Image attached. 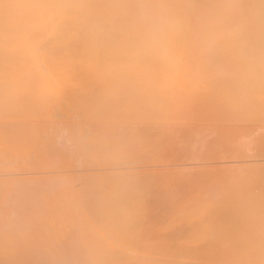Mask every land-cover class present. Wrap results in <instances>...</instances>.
<instances>
[{
	"label": "rangeland",
	"instance_id": "374dc122",
	"mask_svg": "<svg viewBox=\"0 0 264 264\" xmlns=\"http://www.w3.org/2000/svg\"><path fill=\"white\" fill-rule=\"evenodd\" d=\"M222 1L217 9L211 3L206 38L193 34L162 55L147 53L161 59L159 68L81 70L72 81L0 88V127L36 128L29 140L0 136V227L109 226L117 219L105 224L93 191L106 189L101 175L115 172L130 197L128 213L116 210L132 213L123 218L127 223L120 218L125 227L253 225L254 193L264 177L256 180L251 167L238 165L250 163L246 157L256 151V165L264 168V3L245 6L251 16L246 11L242 27L229 28L223 6L231 3ZM245 125L251 132L237 129ZM53 127L62 130L47 136L45 129ZM215 129H225L223 140ZM217 165L227 166L211 168ZM2 246L14 247L8 240Z\"/></svg>",
	"mask_w": 264,
	"mask_h": 264
},
{
	"label": "bare ground",
	"instance_id": "6f19581e",
	"mask_svg": "<svg viewBox=\"0 0 264 264\" xmlns=\"http://www.w3.org/2000/svg\"><path fill=\"white\" fill-rule=\"evenodd\" d=\"M211 1L0 0V88L53 85L60 81H72L77 77V71L81 70H114L143 66L159 68L161 59L160 62L153 61L147 56L148 52L152 51L159 56V53L162 55V52L173 46L178 38L193 34L206 38L209 35L211 26L209 14L212 12L210 7L216 3L214 9H217V3L219 4L222 0ZM227 1L231 3L227 6L228 9L225 10L223 4L222 6L225 11L223 18L229 16L230 19L228 27L238 25L242 27L240 26L241 17L247 11L245 6H251L253 3L252 7H255L256 0ZM260 1V5H263L264 0ZM249 12L246 16H251ZM252 13L256 14L255 10H252ZM259 13L257 11V14ZM244 21L243 25L248 23ZM254 22L256 23L255 19ZM248 24L244 27H252ZM255 28L254 26V30H257ZM236 29L241 33L238 27ZM220 31H223L222 28ZM230 31L236 30L233 28ZM242 36L245 35L242 34ZM218 37H220L219 34ZM222 38L224 37H220ZM230 50L228 49L229 53ZM243 71L247 74L245 70ZM3 93L4 90L0 89V96ZM253 104L249 109L256 108ZM257 110L254 109L253 115L260 114L261 110ZM249 117H253V121L255 116H248L251 121ZM251 127L252 125H245L242 129H237L250 131ZM29 128H21V125L19 128L0 127V136L29 140L36 129ZM61 130L62 128L55 127L45 129L47 136L52 134L57 136L56 134H59ZM97 130L92 129L91 132ZM103 132L108 138L110 132L107 130ZM35 133L37 135V132ZM214 133L217 139L223 140L225 129H215ZM216 138L213 140L215 146L218 142ZM104 151L109 153L110 149L107 147ZM260 154L255 151L247 156L246 160L250 163L239 164L238 170L244 171L240 165L249 166L251 167L249 170L253 172L252 177L256 180L263 178L264 168H258L255 160ZM102 155L105 156V154ZM226 166L217 165L211 168L223 170ZM116 175L122 176L118 172L101 175L99 182L104 185L103 188L106 186L108 189L105 187L106 189L98 191L100 187L94 188L93 205L94 208L97 207L95 208L98 211H96L97 214L106 216L104 219L107 220L101 218L104 222H111L110 219L115 218L117 220L114 219V221L120 223L113 222L109 226L105 225L106 227L99 225L94 227L83 225L82 227H0L1 248L7 240L14 245L10 250L0 249V252L4 254L0 258V264H264V187L258 185L260 188H256L258 191L254 193L251 227H128L129 225L125 227L124 225L127 224H124L122 220L133 217V215L130 216L132 213L125 216V212L122 214L119 212L118 215L122 216H118L116 210L125 211L126 209L128 213L130 197L128 189L123 188L125 178H119ZM255 178H253L254 181ZM115 214L116 216H113Z\"/></svg>",
	"mask_w": 264,
	"mask_h": 264
}]
</instances>
